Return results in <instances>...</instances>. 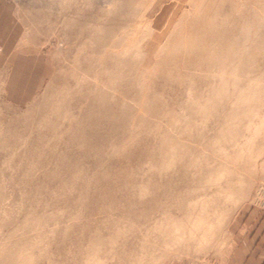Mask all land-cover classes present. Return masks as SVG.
<instances>
[{"label": "rangeland", "instance_id": "374dc122", "mask_svg": "<svg viewBox=\"0 0 264 264\" xmlns=\"http://www.w3.org/2000/svg\"><path fill=\"white\" fill-rule=\"evenodd\" d=\"M138 1L152 29L117 39L103 36L104 0H0V264H228L233 227L264 211V0L225 22L250 55L223 89L200 57L179 68L157 54L192 4ZM247 93L263 97L252 110ZM213 161L233 170L232 197L202 207L205 237L184 236L191 173Z\"/></svg>", "mask_w": 264, "mask_h": 264}, {"label": "bare ground", "instance_id": "6f19581e", "mask_svg": "<svg viewBox=\"0 0 264 264\" xmlns=\"http://www.w3.org/2000/svg\"><path fill=\"white\" fill-rule=\"evenodd\" d=\"M261 1V0H260ZM188 2H190L193 6V8L195 9V11L193 12V14L191 15L190 18H188L183 24L182 27L184 29H182L181 31H183V33H181V31H179L180 33L177 34L176 36H174V40L171 42V44H166L165 49L160 50L158 53H162L164 54V62L163 64H174L177 65V63L181 64L180 61L177 62V59H181L180 55H185L184 53L187 51L189 53V55H193L196 59H197V63H198V58L201 60H205V64L208 70H210V72H216L217 73V79H218V84L219 89H223L225 87V85L230 82V78L231 75H234L237 73V68H240V65L244 62H248L246 57L249 54H247L245 57L240 54V48L237 45V41L235 39H233L234 35L232 34V30H230V28L226 27L228 25V23L225 25V22H227L226 20L233 18L234 16H236L237 14L239 15V12H241V8H244V0H188ZM263 2V1H262ZM189 4V3H188ZM141 2L138 0H104V6H105V11H106V17L107 19H105V21L102 23V31H103V36L105 35V37H113V38H123V37H129V39H133L135 38L136 33L138 32L139 28L141 26L144 27H149L150 30L152 29L151 27V23L150 20L145 16V7L142 6V8L140 7ZM255 5V4H254ZM264 5V4H263ZM256 7V5H255ZM264 7V6H263ZM262 7V9H263ZM251 9V8H250ZM256 8H254L253 10L255 11ZM189 10V9H188ZM191 11V8H190ZM189 11V12H190ZM261 12V11H260ZM236 13V14H235ZM247 13V12H246ZM244 12L245 15H243L244 19H243V27H246L247 25L244 26V24L247 22H249L250 18H248V13L246 14ZM251 13V12H250ZM242 14V13H241ZM264 14V12H263ZM261 15V13H260ZM257 15V16H260ZM255 16V15H254ZM240 17V16H239ZM236 18V17H235ZM264 18V16H263ZM240 19V18H238ZM249 20V21H248ZM264 20V19H263ZM239 21V20H238ZM238 21L236 23H238ZM252 22V21H251ZM101 23V22H100ZM99 23V24H100ZM235 23V24H236ZM234 24V25H235ZM249 24V23H248ZM252 25V23L250 24ZM241 26V25H240ZM249 28V27H248ZM216 29L218 30L219 33H221V37H218L217 34L214 35V33L216 32ZM235 29V27H234ZM240 29V28H239ZM250 30V29H249ZM235 31V30H234ZM247 31V30H246ZM216 32V33H218ZM236 33H238L237 31H235ZM241 32V30H240ZM170 35V34H169ZM213 35L215 37H217L216 39L213 37ZM247 34H245L246 36ZM212 36V37H211ZM239 36V35H238ZM242 36V34L240 35ZM244 36V33H243ZM244 36V37H245ZM236 37V36H235ZM249 38V36H247ZM169 38V37H168ZM251 38V36H250ZM241 40V39H240ZM251 40V39H250ZM118 42V41H117ZM170 42V41H169ZM258 44V41H257ZM247 45V44H246ZM245 45V46H246ZM241 47V46H240ZM251 50V49H250ZM262 50V49H261ZM255 52V51H254ZM262 52V51H261ZM264 52V51H263ZM145 53V52H144ZM187 53V55H188ZM246 53V52H245ZM248 53V52H247ZM256 54V53H255ZM115 55V54H114ZM144 55V54H143ZM159 55V54H158ZM188 55V56H189ZM252 55V54H251ZM156 56V55H154ZM153 56V57H154ZM112 58H114V60L116 59L115 57H113L111 55ZM150 57V55H149ZM159 58H161L162 56H157ZM180 57V58H178ZM185 56H182V58ZM249 57V56H248ZM186 58V57H185ZM184 58V59H185ZM162 59V58H161ZM191 59V58H190ZM144 60V57H143ZM148 60V58H147ZM152 60V59H151ZM159 60V59H158ZM187 60V58H186ZM186 60L185 63H186ZM160 61V60H159ZM188 61V60H187ZM193 61V60H192ZM162 62V61H161ZM146 65L147 62L145 61ZM153 63V62H152ZM155 63V62H154ZM160 63V62H159ZM158 62H156V64H159ZM184 63V64H185ZM188 63V62H187ZM190 63V62H189ZM170 64V66H171ZM178 64V65H179ZM192 64V63H191ZM199 64V63H198ZM197 64V65H198ZM201 64V63H200ZM203 64V63H202ZM201 64V65H202ZM151 65V64H150ZM156 65V66H157ZM177 65V66H178ZM155 66V64L153 65ZM164 66V65H163ZM185 66V65H184ZM159 67V66H158ZM180 68V66H178ZM186 67V66H185ZM198 67V66H196ZM242 67V66H241ZM248 67V66H247ZM143 68L145 70H147V66H143ZM151 68V66H150ZM161 69L164 70V68H162V66L160 67ZM166 68V67H165ZM171 68V67H170ZM243 68V67H242ZM157 69V68H156ZM154 69V70H156ZM159 69V68H158ZM167 69V68H166ZM173 69V68H172ZM175 69V68H174ZM184 69V68H183ZM179 70H182L179 69ZM185 70V69H184ZM196 70V69H195ZM165 71V70H164ZM177 71V70H176ZM188 71V70H187ZM191 71V70H190ZM193 71V70H192ZM146 72V71H145ZM197 72V71H196ZM169 73V72H167ZM171 73V72H170ZM169 73V74H170ZM177 73V72H175ZM182 73V72H181ZM206 73V72H204ZM209 73V72H208ZM262 73V72H261ZM182 75V74H181ZM203 75V74H202ZM192 76V75H190ZM262 76V75H261ZM189 77V76H188ZM204 77V76H203ZM206 77V75H205ZM212 77V76H211ZM210 77V78H211ZM177 78V77H176ZM187 78V77H186ZM192 78V77H191ZM208 78V77H207ZM213 78V77H212ZM260 78V77H259ZM262 78V77H261ZM193 79V78H192ZM195 79V78H194ZM199 79V78H198ZM204 79V78H203ZM234 79V78H233ZM183 80V79H182ZM181 80V81H182ZM201 80V79H200ZM199 80V81H200ZM214 80V79H213ZM238 80V79H237ZM184 81V80H183ZM206 81V80H205ZM208 81V79H207ZM187 82V81H186ZM192 82V81H191ZM197 82V80H196ZM203 82V81H202ZM215 82V81H214ZM236 82V81H235ZM201 84V83H200ZM213 84V83H212ZM211 84V85H212ZM217 84V83H216ZM217 84V85H218ZM232 84V83H231ZM230 84V85H231ZM247 84V83H246ZM250 84V83H249ZM197 85V84H196ZM235 85V84H234ZM258 85V84H257ZM260 85V84H259ZM206 86V85H204ZM216 86V85H215ZM249 86V85H248ZM212 87V86H211ZM246 87V85H245ZM254 88V87H253ZM252 88V89H253ZM210 89V88H209ZM244 93V92H242ZM259 93V92H258ZM261 95V94H260ZM233 96V95H232ZM264 96V95H261ZM197 97V96H196ZM218 97V95L216 96ZM228 97V96H227ZM231 97V96H230ZM245 98H250L252 99V102H249L248 105H246V109L247 110H252V108L254 109V102H259L263 97H260L259 95L256 97L254 94L249 95L248 93L246 95H244ZM222 98V96H221ZM230 100V99H229ZM250 100V99H249ZM248 100V101H249ZM232 101V100H231ZM236 101H238L236 99ZM234 100V103L236 102ZM233 103V102H231ZM230 103V104H231ZM228 106V105H227ZM231 108V107H230ZM243 109V108H242ZM257 109V108H256ZM259 112V108L257 110V113ZM237 113V112H236ZM227 115V114H226ZM235 115V113H234ZM228 116V115H227ZM231 116V115H230ZM243 117V116H242ZM241 117V118H242ZM251 120V118H249ZM231 121V120H228ZM247 124L245 125V130L250 131L251 129V125H253L252 121L247 120ZM261 122H263V120H261ZM230 123V122H228ZM260 123V122H259ZM257 124V123H256ZM255 124V125H256ZM233 125V124H232ZM235 125V124H234ZM233 125V126H234ZM255 129V126L252 127ZM260 129V128H258ZM256 129V130H258ZM255 131V130H253ZM252 131V136H254L255 138H257L256 133L253 134ZM260 130L258 131L257 135L259 134ZM263 132V130H262ZM247 134V132H246ZM262 134V133H261ZM250 136V135H249ZM251 136V138H252ZM259 136V135H258ZM262 137V136H261ZM247 138L249 139V137L247 136ZM255 138H253L255 140ZM246 139V138H245ZM247 139V141H248ZM253 139H249L251 141V143L256 144V140L254 142H252ZM163 141V139H162ZM167 141V140H166ZM176 141V140H175ZM236 141V139H235ZM244 141V140H243ZM246 141V142H247ZM249 141V142H250ZM174 142V141H173ZM186 142V141H185ZM239 142V141H238ZM245 142V141H244ZM243 143V144H247V143ZM264 142V141H263ZM168 143V141H167ZM166 143V144H167ZM170 146L173 145L174 143H171V141L169 142ZM181 143V142H180ZM237 143V142H235ZM176 145L178 143H175ZM164 145V144H163ZM169 147V144H167ZM248 145H252L249 144ZM247 145V146H248ZM264 145V144H263ZM162 146V144H161ZM175 146V145H174ZM167 147V149H169L170 151V159H173L172 157L174 156V154L171 152L173 149V147ZM254 146V145H253ZM258 146H260L258 144ZM166 147V145H165ZM163 147V148H165ZM189 147V146H188ZM245 147V148H244ZM264 147V146H263ZM248 150L250 149L249 147H247ZM262 148V147H261ZM222 150V147L220 148ZM244 151L246 149V146H243L242 148ZM260 149V148H258ZM163 150V149H162ZM161 150V152H162ZM256 150V149H255ZM165 151L166 150L165 148ZM245 151V152H246ZM261 151V150H260ZM160 152V151H159ZM223 152V151H222ZM253 152V151H252ZM163 153V152H162ZM165 153V152H164ZM167 153V152H166ZM183 153V152H182ZM215 153V151H214ZM217 153V152H216ZM244 154V152H242ZM258 153V152H257ZM263 153V152H261ZM163 155V154H162ZM209 155V154H208ZM258 156V155H257ZM217 157V156H216ZM248 157V156H247ZM250 157V156H249ZM248 157V158H249ZM167 158V157H166ZM162 159V158H161ZM223 159V158H222ZM167 161V159H166ZM169 162V159H168ZM167 162V163H168ZM171 163V160H170ZM193 163V162H192ZM191 162L189 163H185L186 165L184 166V173H187L189 171V167L193 166ZM264 163V162H263ZM166 164V163H165ZM164 164V165H165ZM191 165V166H190ZM195 166V165H194ZM193 166V167H194ZM197 166V165H196ZM199 166H197L198 168ZM252 168V167H251ZM187 169V171H186ZM246 169V168H245ZM190 170H192V167L190 168ZM191 173V179L192 181H196L194 186H190V188L193 191H199V193L189 197L188 199H185V205L186 207V212L182 214V219L176 222V224L174 225L175 227H182V225L184 226L183 223L185 224V227L188 224L187 228V235L184 236H188V235H192L193 236H197L200 234V232L202 231L199 226V224L202 223V221L204 220V216H202V207L205 204H208V202H213L212 200L215 199V197H221V199H228V196L231 194L232 197V193L230 192V188L229 186L232 187V185H230L231 183L237 181V180H233V182L229 184L226 182H223L225 180V175L228 172H233V170L229 167H222V165H219L218 162H207L206 166H200L198 170H194ZM188 174V173H187ZM198 176H196V175ZM186 174H184L185 176ZM235 176V175H234ZM190 177V176H189ZM236 177V176H235ZM227 179V178H226ZM191 181V182H192ZM241 183L242 180H239ZM223 183L225 184V186H221L223 185ZM228 184V186H227ZM250 185V184H249ZM247 186V185H246ZM212 188V189H211ZM144 189V188H143ZM186 189V190H185ZM183 189V191L185 190L186 192L188 191L187 187ZM231 189L234 190V188L232 187ZM240 189V188H239ZM145 190V189H144ZM172 190V189H171ZM142 191V190H141ZM191 191V192H193ZM189 192V191H188ZM178 193V192H177ZM184 193V192H183ZM234 193V192H233ZM191 194V193H190ZM188 195V194H186ZM185 195V196H186ZM234 196V194H233ZM180 197V196H179ZM230 199V198H229ZM180 200V199H179ZM178 200V202H179ZM220 200V198H219ZM224 200V201H225ZM178 202H176V206L180 208L182 202L180 201V205L178 204ZM220 202V201H219ZM178 204V205H177ZM209 206V205H208ZM176 207V208H177ZM205 207V206H204ZM206 209V208H205ZM203 212H204V208H203ZM165 214V213H164ZM168 214V213H167ZM171 214V213H170ZM163 215V214H162ZM166 215V214H165ZM173 215V214H172ZM169 216V215H167ZM174 216V215H173ZM163 218V217H162ZM160 218V219H162ZM167 219V218H166ZM170 219V218H169ZM174 221V218H172ZM207 219V218H206ZM205 219V220H206ZM164 221V219H163ZM168 221V220H167ZM171 222V221H168ZM160 223V222H159ZM163 223V222H162ZM172 223V222H171ZM206 223V221H204V224ZM156 224V223H155ZM166 224V223H165ZM164 224V225H165ZM174 224V223H173ZM172 224V225H173ZM171 226V225H170ZM201 226V225H200ZM203 226V225H202ZM201 226V227H202ZM158 227V226H157ZM205 227H203L202 229H204ZM174 229V228H173ZM181 229V228H180ZM172 230V229H171ZM184 230V229H182ZM181 230V231H182ZM186 230V229H185ZM207 230V229H206ZM178 231V230H177ZM180 231V230H179ZM197 231V233H196ZM204 231V230H203ZM202 231V232H203ZM174 232V231H173ZM172 232V233H173ZM185 233V232H184ZM171 234V233H170ZM176 235V232L174 233ZM205 234V232H204ZM203 237H205V235H203L202 233L200 234ZM179 236V234H178ZM183 236V237H184ZM172 237V235L170 236ZM201 237V236H200ZM202 237V238H203ZM176 238V237H175ZM92 240V239H91ZM91 242V241H90ZM96 243V242H95ZM98 244V243H97ZM90 245V246H89ZM88 246L89 248H87L86 245V249L87 251L90 252L89 256L88 253H85L86 255L89 256L90 259V263L92 262L91 258L96 255V251L97 248L96 246L98 245H94L92 246V244L90 243ZM86 251V252H87ZM91 257V258H90ZM93 258V260L95 261V259ZM88 259V258H87ZM86 259V260H87ZM89 261V260H88ZM87 263V262H86Z\"/></svg>", "mask_w": 264, "mask_h": 264}, {"label": "crops", "instance_id": "0c3cea01", "mask_svg": "<svg viewBox=\"0 0 264 264\" xmlns=\"http://www.w3.org/2000/svg\"><path fill=\"white\" fill-rule=\"evenodd\" d=\"M232 242L228 264H264V211H249L245 223L233 227Z\"/></svg>", "mask_w": 264, "mask_h": 264}]
</instances>
